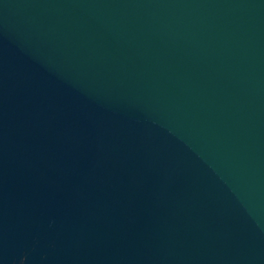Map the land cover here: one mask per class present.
<instances>
[{
  "label": "water",
  "instance_id": "1",
  "mask_svg": "<svg viewBox=\"0 0 264 264\" xmlns=\"http://www.w3.org/2000/svg\"><path fill=\"white\" fill-rule=\"evenodd\" d=\"M0 264H264V0H0Z\"/></svg>",
  "mask_w": 264,
  "mask_h": 264
}]
</instances>
